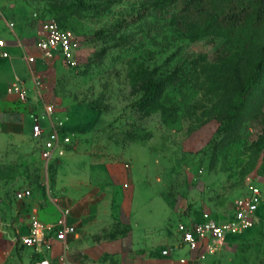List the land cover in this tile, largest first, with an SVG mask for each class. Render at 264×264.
I'll use <instances>...</instances> for the list:
<instances>
[{
    "label": "rangeland",
    "instance_id": "374dc122",
    "mask_svg": "<svg viewBox=\"0 0 264 264\" xmlns=\"http://www.w3.org/2000/svg\"><path fill=\"white\" fill-rule=\"evenodd\" d=\"M79 1L0 0V12L36 31L52 18L83 38L75 62L56 66L60 102L45 114L76 131L84 152L144 154L153 182L183 208L224 219L249 178L264 189V78L228 122L261 62L264 74V31L245 17L254 0ZM148 79L159 90L140 103ZM46 168L34 143L0 139V182L11 193Z\"/></svg>",
    "mask_w": 264,
    "mask_h": 264
},
{
    "label": "crops",
    "instance_id": "0c3cea01",
    "mask_svg": "<svg viewBox=\"0 0 264 264\" xmlns=\"http://www.w3.org/2000/svg\"><path fill=\"white\" fill-rule=\"evenodd\" d=\"M2 13L0 39L7 45L0 47V139L21 149L34 143L41 156L32 135L34 117L46 130L56 123L45 113L47 105L60 102L53 77L56 66L63 63L42 56L33 44L35 28L23 25L12 13ZM9 20L15 21L14 28L8 26ZM36 75L46 83L41 89L35 85ZM15 85L25 89L24 100ZM64 129L77 134L68 126ZM78 139L64 157L45 162L46 170L32 186L11 193L10 186L0 182V264H32L38 259L53 264H188L196 258L198 252L181 243L176 228L181 220L201 212L194 206L183 208L166 188L153 182L146 166L149 159L142 153L124 160L93 155L79 148ZM22 188H30L32 195L18 200L14 194ZM33 216L46 223L64 218L76 229L65 240L49 231V242L39 248L23 245L21 238ZM259 224L228 233L217 254L196 264H264V224ZM166 248L171 249L169 255L162 253Z\"/></svg>",
    "mask_w": 264,
    "mask_h": 264
},
{
    "label": "built area",
    "instance_id": "2783aa9c",
    "mask_svg": "<svg viewBox=\"0 0 264 264\" xmlns=\"http://www.w3.org/2000/svg\"><path fill=\"white\" fill-rule=\"evenodd\" d=\"M0 12V19L3 18ZM8 26L15 27V21L9 20ZM33 44L40 51L42 56L50 62L74 63L78 51L83 46V38L74 29L65 27L52 18H45L39 22L36 34L33 36ZM7 45V41L0 39V47ZM3 56H8V52L3 51ZM30 62L35 61L34 56H28ZM37 88H43L46 83L41 75L35 76ZM21 99L27 97L25 89L14 86ZM46 112H54L53 105L46 106ZM32 135L39 142L41 157L45 162L53 158H62L68 151V147L73 144L76 134L67 132L62 122H56L49 130L41 124L38 116L34 117ZM129 166V163H127ZM15 198L23 200L32 195L30 188H22L15 191ZM264 201V189L262 182L258 178H249L245 190L234 200L231 210L226 219L218 220L211 213L203 211L198 216L187 220H181L177 224V232L181 243L191 250L198 252L197 257L188 264H196V261H203L208 257L217 254L226 244L228 233L242 232L257 222V212ZM67 213V211H65ZM75 226L70 225L64 218H60L55 223H46L37 216L31 218L28 233L21 238L23 245L39 248L49 242L48 232L54 230L57 238L65 240L67 235L75 231ZM171 249L162 251L163 255H169ZM65 260V256H62ZM187 262V259H181ZM32 264H53L49 259H38Z\"/></svg>",
    "mask_w": 264,
    "mask_h": 264
},
{
    "label": "trees",
    "instance_id": "16d2710c",
    "mask_svg": "<svg viewBox=\"0 0 264 264\" xmlns=\"http://www.w3.org/2000/svg\"><path fill=\"white\" fill-rule=\"evenodd\" d=\"M175 1L177 0H169V3H173ZM195 1L202 2L203 0ZM79 4L86 9L91 7V5H89L84 0H80ZM245 17L250 19L252 27L257 30L264 31V0H254L250 8L246 10ZM262 67L263 62L259 63L255 67L252 77L248 80L244 88L239 104L228 119V122L230 124L234 122L236 114L241 111L243 101L249 96V94L255 89V87L262 82L264 78ZM144 90L145 92L140 100V103H143L144 101L153 98L157 94L159 86L155 84L152 79H148L145 83Z\"/></svg>",
    "mask_w": 264,
    "mask_h": 264
}]
</instances>
